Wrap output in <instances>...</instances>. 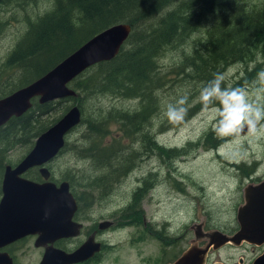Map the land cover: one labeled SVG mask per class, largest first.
<instances>
[{"label": "rangeland", "instance_id": "374dc122", "mask_svg": "<svg viewBox=\"0 0 264 264\" xmlns=\"http://www.w3.org/2000/svg\"><path fill=\"white\" fill-rule=\"evenodd\" d=\"M6 6L0 9V70L1 78L8 82L15 79L16 73L10 74L12 68L4 67L5 59L17 46L28 23H33L38 16L52 9L53 0H11ZM197 37L202 39L201 32L191 34L180 49L167 50L158 59L159 70L166 72V84L154 95L157 105L149 115L151 125H145L141 130V133L152 136L158 146L177 150L186 147V153L178 157H166L156 150H153L156 153L146 151L140 133L125 136L118 123L111 122L107 124L108 133L101 143L113 142L112 148L119 149L125 161L120 158L118 166L122 169L117 175V167H113L116 164L112 161L109 163L112 167L110 170L117 176L115 184L113 181L108 184L106 181L94 182L97 176L104 175L107 170H102L103 167L93 158L85 157L88 152L81 147L85 149L87 144L83 139L87 124L80 122L66 134L65 146L47 164L52 181L57 184L62 180H67L69 184L72 181V193L76 197L81 194L83 198V206L80 205L76 214L77 220L84 224L82 234L68 241H57L56 247L64 250L66 247L75 248L99 220L115 216L119 225L116 229L110 228L104 232L103 240L108 246L92 264H170L191 244L204 245L194 238L196 223L203 222L204 229L217 228L227 232L236 228V211L243 203L245 186L258 183L257 179H264V135H253L246 131L235 138L218 137L213 133L215 147L202 139L205 133L213 130L217 115L211 107L204 110L198 106L203 85L187 79L181 81L178 68L182 56L190 53L192 40ZM259 63L255 75L246 81H250L246 83L249 85L243 83L238 86L247 88L252 99L264 103V84L258 79V74L264 72V60L260 59ZM256 65L257 62L250 61L228 66L221 73L225 77V85L232 86L245 75V69L253 70ZM184 95L189 99L188 110L191 107L194 110L187 112L183 123L172 124L165 115L167 105L175 103ZM76 98L59 99L61 102L55 105V112L44 118L47 121L55 118L61 112L57 111L58 108L62 109L61 116L71 105H77ZM84 100L86 105L83 107L81 103V116L88 119L105 115L107 111L134 112L142 108L138 99H123L112 94H97ZM152 110L153 107H149V111ZM198 138L201 140L197 146H187L188 142L195 143ZM29 148H8L6 159H2V162L11 161L12 165L17 163ZM129 154H132V158H128ZM254 162L257 164L254 170L249 171V176L240 174L241 170L236 167L241 164L252 166ZM129 167L132 168L124 172ZM107 175L104 177L108 180ZM26 176L35 178L36 172H28ZM144 179L149 181L151 187L139 201L142 211L141 217L137 218L134 217L137 211L134 196ZM91 183L93 185L89 188ZM127 207L129 209L122 211ZM131 211L133 214L130 216ZM35 237L27 236L8 247L15 264L39 263L43 248L34 246ZM254 248L227 244L211 250L207 264L213 261L221 264H251L260 254V250Z\"/></svg>", "mask_w": 264, "mask_h": 264}, {"label": "trees", "instance_id": "16d2710c", "mask_svg": "<svg viewBox=\"0 0 264 264\" xmlns=\"http://www.w3.org/2000/svg\"><path fill=\"white\" fill-rule=\"evenodd\" d=\"M10 1L0 0V9L9 6ZM119 22L131 26L119 52L110 60L88 67L68 83L76 92L71 98L77 97L81 112L86 105L84 99L97 94L138 99L142 106L134 112L107 111L105 115L91 119L81 116L80 122L87 124L83 134L84 143L87 144L85 149L84 146L81 148L88 152L85 157L93 158L103 167L102 170H107L105 174H108V180L105 174L94 180L106 181V184L112 181L116 183L115 175L122 169L118 165L124 157L119 149L112 148L113 142L101 143L108 133V123H118L125 136L140 133L146 151L156 153L153 151L156 150L166 157H178L186 153V147L179 150L164 148L158 146L152 136L141 133L145 125H151L149 115L157 105V97L154 96L156 91L166 84V72L159 70L157 61L167 50L180 49L188 36L201 32L202 39L197 37L192 40L190 53L182 56L178 68L181 81L187 79L203 86L213 79L214 74H221L234 63L254 61L257 62L256 67L253 70L245 69V75L231 87L243 83L249 85L246 83L250 81H246L259 69V60H264V0H53L52 9L38 16L33 23H28L17 46L5 59L4 67L12 68L10 74L16 73V77L6 82V79L1 78L0 70V98L37 79L94 34ZM60 102L52 100L40 103L37 98H33L26 112L11 117L1 126L0 159L3 155L2 159L5 160L6 150L13 146L31 149L38 134L52 125L62 113V109L58 108L57 111L61 112L55 118L48 121L44 118L54 113L55 105L58 106ZM198 106L203 108L201 103ZM149 107H153V110L149 111ZM193 110L191 107L188 113ZM213 133L214 130L205 133L202 139L215 147ZM200 140L188 142L187 146H197ZM129 156L132 158V154ZM111 161L116 164L113 167H117L115 175L110 170ZM256 164L236 167L241 170L240 174L249 176ZM260 180L257 179V182ZM148 182L144 179L135 192L137 211L134 217H141L139 201L151 187ZM79 195L77 198L82 205L83 198ZM126 209L129 207L122 211ZM132 214L131 211L130 216Z\"/></svg>", "mask_w": 264, "mask_h": 264}, {"label": "water", "instance_id": "95a60500", "mask_svg": "<svg viewBox=\"0 0 264 264\" xmlns=\"http://www.w3.org/2000/svg\"><path fill=\"white\" fill-rule=\"evenodd\" d=\"M130 30V24L124 22L102 29L43 75L1 97L0 126L11 117L26 112L33 98L43 103L75 96L76 92L68 83L88 67L112 59ZM80 120V109L71 105L52 125L38 134L31 149L14 166L5 165L0 199V249L23 237L35 235L34 246L43 248L38 264H76L101 250V243L94 240V234L69 252L54 246L59 239L79 235L82 225L73 219L78 205L68 182L64 180L57 184L52 181L51 172L44 165L58 154L65 144L66 134ZM34 166L39 167L41 182L23 176ZM243 194V203L236 211L238 229L233 234L219 230L202 232V223H196L194 238L196 241L206 239L205 244H191L170 264H205L210 249H218L226 243L234 246L243 241L263 244L264 179L247 184ZM110 223L102 221L98 227L104 229ZM0 264L15 263L12 256L2 250ZM251 264H264V251Z\"/></svg>", "mask_w": 264, "mask_h": 264}, {"label": "clouds", "instance_id": "9594fccd", "mask_svg": "<svg viewBox=\"0 0 264 264\" xmlns=\"http://www.w3.org/2000/svg\"><path fill=\"white\" fill-rule=\"evenodd\" d=\"M264 84V72L258 74ZM200 103L204 110L213 108L217 115L214 132L218 137L238 138L245 129L253 135H264V103L250 97L245 87L225 85V77L216 73L200 90ZM189 107L187 95L181 96L175 103H169L165 115L172 124L185 121Z\"/></svg>", "mask_w": 264, "mask_h": 264}, {"label": "flooded vegetation", "instance_id": "af4514ba", "mask_svg": "<svg viewBox=\"0 0 264 264\" xmlns=\"http://www.w3.org/2000/svg\"><path fill=\"white\" fill-rule=\"evenodd\" d=\"M4 125V124H3ZM2 125V126H3ZM1 127V126H0ZM66 137V136H65ZM65 144H66V139H65ZM65 144H64V146H65ZM30 150V149H29ZM28 150V151H29ZM62 150V149H61ZM27 151V152H28ZM26 152V153H27ZM59 153V152H58ZM58 155V154H57ZM56 155V156H57ZM55 156V157H56ZM2 157H3V155L1 156V159H0V165H1V168H0V199H1V197H2V188H1V186H2V179H3V172H4V167H5V165H7V164H9V165H11V166H14L15 164H11V161H8L7 163H3L2 162ZM54 157V158H55ZM53 158V159H54ZM21 159V158H20ZM19 159V160H20ZM50 161H52V160H50ZM50 161H48L44 166H46L47 167V164L50 162ZM48 168V167H47ZM31 171H34V172H36V177L35 178H30V177H27L26 175H27V173L28 172H31ZM23 176L24 177H27V178H29V179H32V180H34V181H38V182H41L42 181V178H41V175H40V173H39V167L38 166H34V167H32V168H29L24 174H23ZM62 181H64V180H62ZM67 181V180H66ZM70 189V191H71V188H69ZM72 192V191H71ZM73 194V193H72ZM73 196H74V194H73ZM75 197V199H76V201H77V205H78V207H77V210H76V212H75V214H74V216H73V219L76 221V222H79L82 226H81V229H80V233H79V235H77L76 237H78V236H80L81 234H82V232H83V229H84V224L81 222V221H78L77 220V218H76V214H77V212H78V210H80V203H79V201H78V198L76 197V196H74ZM112 217V216H111ZM111 217H109V218H107V219H101V220H99L97 223H96V225H95V227H92L91 228V230H90V232L85 236L86 238L82 241V242H80L76 247H78L81 243H83L91 234H94V240L95 241H99L100 243H101V250H100V252L99 253H96V254H94V256L93 257H91V258H89V259H87V260H85V261H82V262H80V263H76V264H92V262H94V261H96L98 258H99V255L101 254V252L103 251V249H105L107 246H108V244H106L105 242H104V240H103V235H104V232L107 230V231H109L110 230V228H112V229H116L117 227H118V222H117V220H116V218H115V216H113V218H111ZM102 221H107V222H111L110 224H108L107 226H106V228H104V229H99V227H98V225L100 224V222H102ZM202 223V226H201V230H202V232H205V231H212V230H219V231H221V232H224V233H226V234H229V235H231V234H233L237 229H238V225L236 226V228L234 229V230H232V231H225V230H221V229H217V228H208V229H204V223L203 222H201ZM28 236H33V235H28ZM27 237V236H26ZM76 237H70V238H62V239H59V240H57V241H64V240H66V241H68V240H71V239H73V238H76ZM25 237H23L22 239H24ZM19 240H21V239H19ZM19 240H17V241H19ZM57 241H55L54 242V246L56 245V242ZM16 242V241H15ZM15 242H12V243H10L9 245H7V246H5V247H3V248H1L0 249V251H2V250H5V251H7L8 253L10 252L9 250H8V247L9 246H11L12 244H15ZM200 242H203V244H205V242H206V239H202V240H200ZM227 244H230V243H226L225 245H227ZM225 245H223V246H225ZM232 245V244H231ZM245 245H247V246H254L256 249H258V250H260V254L264 251V243L263 244H261V245H256V244H251V243H249V242H245V241H243V242H241L238 246H234V247H241V246H245ZM223 246H221L220 248H222ZM75 247V248H76ZM42 248V247H41ZM75 248H73V249H69L68 247H66L65 248V251H72V250H74ZM255 248H254V250H255ZM62 249V248H61ZM219 249V248H218ZM211 250H217V249H210V251ZM210 251H209V253H210ZM209 253H208V255H207V257H206V261H205V264H207L208 263V256H209ZM10 254V253H9ZM10 256H12L11 254H10ZM257 257V256H256ZM13 258V257H12ZM213 262H218V261H213ZM213 262L211 263V264H213ZM253 262V261H252Z\"/></svg>", "mask_w": 264, "mask_h": 264}, {"label": "bare ground", "instance_id": "6f19581e", "mask_svg": "<svg viewBox=\"0 0 264 264\" xmlns=\"http://www.w3.org/2000/svg\"><path fill=\"white\" fill-rule=\"evenodd\" d=\"M243 81H244V80H243ZM75 95H76V94H75ZM60 99H63V98H60ZM56 100H59V99H56ZM51 101H52V100H51ZM43 103H44V102H43ZM31 105H32V103H31ZM78 108H79V107H78ZM79 109H80V108H79ZM80 112H81V110H80ZM62 148H63V147H62ZM62 148H61V149H62ZM61 149H60V151H61ZM60 151H59V152H60ZM58 154H59V153H58ZM67 182H68V181H67ZM68 184H69V182H68ZM69 188H70V184H69ZM99 252H100V251H99ZM99 252H98V253H99Z\"/></svg>", "mask_w": 264, "mask_h": 264}]
</instances>
